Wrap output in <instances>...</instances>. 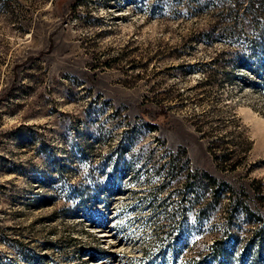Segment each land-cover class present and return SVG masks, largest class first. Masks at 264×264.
<instances>
[{
    "label": "rangeland",
    "instance_id": "1",
    "mask_svg": "<svg viewBox=\"0 0 264 264\" xmlns=\"http://www.w3.org/2000/svg\"><path fill=\"white\" fill-rule=\"evenodd\" d=\"M0 261L264 264V0H0Z\"/></svg>",
    "mask_w": 264,
    "mask_h": 264
},
{
    "label": "trees",
    "instance_id": "2",
    "mask_svg": "<svg viewBox=\"0 0 264 264\" xmlns=\"http://www.w3.org/2000/svg\"><path fill=\"white\" fill-rule=\"evenodd\" d=\"M160 113L158 114V116H161L162 118H167V109H165L164 107H160ZM165 110V111H164ZM147 124H149V126L151 127H156V123L153 122V121H146ZM227 157L228 155H225L224 158L225 160H227ZM0 264H3L1 261H0Z\"/></svg>",
    "mask_w": 264,
    "mask_h": 264
}]
</instances>
